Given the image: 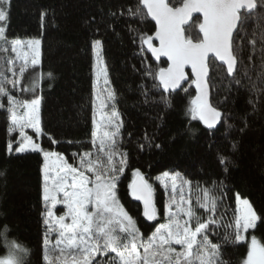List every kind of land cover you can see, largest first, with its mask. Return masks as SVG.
I'll return each instance as SVG.
<instances>
[{
	"label": "trees",
	"instance_id": "trees-1",
	"mask_svg": "<svg viewBox=\"0 0 264 264\" xmlns=\"http://www.w3.org/2000/svg\"><path fill=\"white\" fill-rule=\"evenodd\" d=\"M138 2L9 0L5 5L8 17L2 23L8 39L31 37L41 41L38 67L42 76L37 90L41 100V134L38 136L30 129L26 132L43 149L62 153L73 166H79L80 161V156H73V153L97 152L99 144L96 147L92 144L95 111L91 66L92 43L99 40L108 71V85L115 92V107L122 122L118 145L127 153L128 160L118 184L122 205L136 219L141 233L148 235L158 220L147 221L142 215V205L130 196L127 185L133 179L134 169L139 168L153 184L154 201L160 213L168 196L155 178L163 171L180 173L192 186L212 187L213 182L217 186L222 182L223 198L215 213L219 223L215 235L210 238L213 243L221 244V258L225 264H240L247 243L241 246L224 242L226 229L233 231L228 225L234 221L237 208L235 194L247 198L264 217V0H259L261 6L247 16L234 34V54L238 61L235 74L228 76L216 61L210 66V102L222 113L212 129L185 115L189 100L195 96L190 81L179 91L169 94L162 88L157 90L152 77L147 75L149 69L154 73L167 63L164 60L155 63L147 47L141 45L139 34H153L155 24L149 17L128 14V9H135ZM196 32L198 29L192 32L194 38ZM162 96H168L170 106L165 105ZM0 101L7 105L6 98L0 97ZM0 126L6 129V145L12 141L14 147L17 146L19 131L9 132L6 109H0ZM188 128L194 132L190 133ZM2 139L0 231L8 225V241L27 246L29 251L22 264H45L41 245L45 226L41 233L40 227L37 228L33 236L28 228L31 223H21L25 217L32 219L34 216L37 224L36 206L30 212V206L25 204L28 201H23V198H30L31 190L21 185L23 170L13 166L14 150L6 153ZM220 157L226 158L224 163ZM215 195L220 197L221 192L218 190ZM249 233L264 242V223ZM32 238L34 243L30 242ZM6 250L0 239V255Z\"/></svg>",
	"mask_w": 264,
	"mask_h": 264
},
{
	"label": "snow or ice",
	"instance_id": "snow-or-ice-1",
	"mask_svg": "<svg viewBox=\"0 0 264 264\" xmlns=\"http://www.w3.org/2000/svg\"><path fill=\"white\" fill-rule=\"evenodd\" d=\"M8 2L0 0V25L8 17L5 10ZM260 6L259 0H175V3L172 0H139L135 9H128V14L133 17H151L155 21L153 34H139L141 45L146 46L153 57L157 60L167 58V67H160L154 73L151 69L147 72L154 87L171 94L189 81L195 86L196 95L191 97L185 111L192 121L198 120L212 129L221 119L222 113L208 99L210 66L215 61L222 62L226 65L227 75H234L238 64L234 54V34L247 16ZM194 29H198L195 38L192 35ZM40 44L39 39L9 40L6 28L0 26V45H3L0 52L7 53L10 47L15 53L14 58L0 56V97L7 99L6 106L0 101V109H6L8 113L9 132L19 131L18 146L14 147L9 141L8 152L31 150L43 154L44 210L41 216L46 227L45 264H225L221 258V244L213 243L210 238L215 235L219 223L215 213L223 198L222 182L219 186L213 182L212 187L199 184L193 187L191 181L178 172H162L155 179L168 196L163 205L165 222L158 223L147 237L141 233L136 219L125 209L118 195L120 174L125 172L128 160L127 153L118 145L122 122L114 105L110 115L103 117L108 130L102 135H98L99 125L93 119L92 144L96 147L98 141L97 152L73 153V156H80L79 166L68 163L62 153L45 151L27 134L25 129H33L38 136L41 134V100L39 97L20 99L13 95V91L34 93L37 85L34 79L30 88L20 87L21 80L16 78L15 69L16 63L22 62L18 74L23 76L29 62L33 68L40 64ZM252 44L255 45V41ZM92 48L93 104L99 101V107L104 109L110 106L107 102L115 101L116 95L107 87L108 71L100 52L101 42L93 41ZM47 75L51 77L52 74ZM101 80L106 92L103 99L95 92ZM9 83L11 89L7 87ZM161 100L170 106L168 96H162ZM188 131L192 133L194 129L188 128ZM220 160L224 163L226 158L220 157ZM132 176L127 185L130 196L142 202V215L147 221L157 220L153 184L139 168L132 171ZM218 190L220 197L215 195ZM235 201L234 221L228 225L233 231L226 229L224 242L241 246L247 243L246 255L240 264H264V242L255 235L249 240L246 235L264 223V217L240 193L235 194ZM57 205L64 207L63 214H56ZM9 231L6 224L0 231V239L8 249L6 255L0 256V264H22L29 250L15 241H8ZM53 234L57 236L55 243L49 238Z\"/></svg>",
	"mask_w": 264,
	"mask_h": 264
},
{
	"label": "rangeland",
	"instance_id": "rangeland-1",
	"mask_svg": "<svg viewBox=\"0 0 264 264\" xmlns=\"http://www.w3.org/2000/svg\"><path fill=\"white\" fill-rule=\"evenodd\" d=\"M0 26H2V25H0ZM18 39H20L22 41H27L29 39H36V38L26 37V38H18ZM0 47H3V45H0ZM23 50L26 51L27 49L25 48ZM0 56H7V57H10V58H14L15 57V53H12L11 49L9 47L8 52L7 53L0 52ZM92 56H93V62H92V65H93V63H94V54H92ZM21 63L22 62L18 61L16 63V69H15L17 71V77L16 78L21 80L20 87H29L30 88L31 84H32V81L34 79H36L37 85H36L34 93L33 92L21 93L19 91H13V95H16L20 99H29L30 100L32 98L38 97V91L37 90L39 88V84H40V81H41L40 79H41L42 74H41V70L38 67L39 64L36 65L33 68V66L29 62L28 70L23 74V76H20L18 74V68H19V65ZM92 74H93V72H92ZM8 75H9V79H11L12 78L11 74L9 73ZM92 78H93L92 79V82H93L94 79H95L94 75L92 76ZM107 79L109 81L108 77H107ZM7 87H9L11 89V87H12L11 83H9L7 85ZM107 87L113 90V88H111L109 85H107ZM92 89H93V92H94V88H92ZM104 89H105V85L103 84V80H101L99 85L96 87L95 92H97L101 96L102 99L104 97H106V92L104 91ZM107 103L110 106L106 107L104 109H101L99 107V101H97L95 103V105H94L95 114H94L93 119H95L97 121L98 125H99V128L96 129L98 131V135H102L104 131L108 130L107 122L103 121V117L110 115V112L112 110V108H111L112 105H114V107H115V101H109ZM115 109H116V107H115ZM30 130H32L35 133V131L33 129H30ZM5 131H6V129L2 128L0 126V139H2V137L4 136ZM25 131H29V129L25 130ZM29 132H27L28 135H29ZM29 136H31V135H29ZM18 140H19V138H18ZM1 142H2L4 150L7 153L8 152L7 146L8 145H6L5 136H4V140L2 139ZM97 143H98V141H97ZM16 145L18 146V143ZM44 150L45 151H51V150H48V149H44ZM53 151L57 152L55 150H53ZM57 153H59V152H57ZM12 155H13L12 156V158H13V166L16 169H20V171L23 170V173H24V177L22 178V180H24V181H21V185L24 186V187H27V189L29 188V190H31L30 191L31 192L30 198H27V199L23 198V201L24 202L28 201V203H25V204L30 206L29 211L36 206L35 212L34 211L33 212H34L35 217H37V224L34 223L35 222L34 221V219H35L34 216H32V219H30L29 216H27L21 221V223L27 222V221L29 223H31V225H29V227H28V228H30L29 233L34 236V233L37 232V228L40 227V233H41L42 226L44 225L43 221H42L43 219H42V216H41V212L44 210V205H43V200H42L43 174L41 172V167L43 165V154L41 152H33L31 150H28V151H25L24 153H15V151H14V153ZM193 187H195V186H193ZM187 191H188L187 188H185V192L186 193H187ZM165 194H166V192H165ZM242 198H245V197L242 196ZM193 199H194V196H193ZM235 203H236V201H235ZM236 207H237V205H236ZM55 211H56L57 215H60V214L64 213L65 209H64V207L62 205H57ZM157 220H158L157 224L165 222V219L163 217V211H162V213H160L158 211ZM44 232H46V227L44 228ZM148 235H144V236L147 237ZM246 235L248 236V239L250 240V236L253 235V234L252 233H248ZM49 238L52 241V243H55V240L57 239V236L55 234H53ZM30 242L34 243V238H32ZM39 242H41V239H40ZM18 244H20L21 246H23L24 248L27 249L26 245H23L22 243H18ZM41 245L43 246V242H41ZM7 251H8V249L6 250L5 253H3L0 256L6 255Z\"/></svg>",
	"mask_w": 264,
	"mask_h": 264
},
{
	"label": "water",
	"instance_id": "water-1",
	"mask_svg": "<svg viewBox=\"0 0 264 264\" xmlns=\"http://www.w3.org/2000/svg\"><path fill=\"white\" fill-rule=\"evenodd\" d=\"M194 16H199V14H194ZM202 18V17H201ZM149 19L155 24V21H153L152 19H151V17H149ZM155 31V30H154ZM157 43V46H158V41L156 42ZM148 53H150L149 51H148ZM150 55H151V53H150ZM151 58H152V60L155 62V63H159V61L160 60H164V61H166L167 60V58L166 57H162L160 60H157L155 57H153L152 55H151ZM216 62H218L221 66H223L224 68H225V70H226V65H223L222 64V62H219V61H216ZM167 67V66H166ZM188 72H190V68L188 69ZM227 72V71H226ZM236 72V71H235ZM235 74V73H234ZM209 76H210V73H209ZM193 86V88H194V91H195V94L194 95H196V89H195V86L194 85H192ZM181 89V88H180ZM179 89V90H180ZM163 90V89H162ZM178 90V91H179ZM164 91V90H163ZM171 92H176V91H171ZM166 93V92H165ZM208 99H209V102H210V100H211V95H210V86H209V95H208ZM211 103V102H210ZM219 122V121H218ZM218 122H217V124H218ZM137 201V200H136ZM141 205H142V202H140V201H138ZM143 207V206H142Z\"/></svg>",
	"mask_w": 264,
	"mask_h": 264
}]
</instances>
